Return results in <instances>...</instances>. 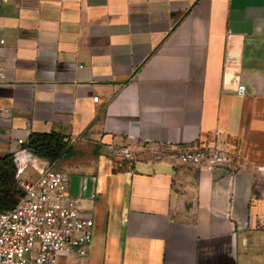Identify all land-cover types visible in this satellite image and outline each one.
Listing matches in <instances>:
<instances>
[{
  "label": "crops",
  "instance_id": "1",
  "mask_svg": "<svg viewBox=\"0 0 264 264\" xmlns=\"http://www.w3.org/2000/svg\"><path fill=\"white\" fill-rule=\"evenodd\" d=\"M0 39V156L69 138L23 174L67 175L89 263L264 264V0H0ZM174 146L227 162L174 164Z\"/></svg>",
  "mask_w": 264,
  "mask_h": 264
},
{
  "label": "built area",
  "instance_id": "2",
  "mask_svg": "<svg viewBox=\"0 0 264 264\" xmlns=\"http://www.w3.org/2000/svg\"><path fill=\"white\" fill-rule=\"evenodd\" d=\"M237 93L245 94L243 84L237 86ZM123 155L130 156L126 151ZM152 156L162 159L164 154L155 149ZM168 156L174 164L200 170H213L227 162L216 147L174 146ZM28 158L21 155L16 164L22 195L12 208L0 211V264H91L86 259L93 224L89 209L80 198L69 195L64 172L31 165L37 177L23 176Z\"/></svg>",
  "mask_w": 264,
  "mask_h": 264
},
{
  "label": "trees",
  "instance_id": "3",
  "mask_svg": "<svg viewBox=\"0 0 264 264\" xmlns=\"http://www.w3.org/2000/svg\"><path fill=\"white\" fill-rule=\"evenodd\" d=\"M69 148V138L60 133L31 132L17 150L0 156V211L12 208L22 195L15 177L16 164L21 155L37 156L53 164L64 156Z\"/></svg>",
  "mask_w": 264,
  "mask_h": 264
},
{
  "label": "rangeland",
  "instance_id": "4",
  "mask_svg": "<svg viewBox=\"0 0 264 264\" xmlns=\"http://www.w3.org/2000/svg\"><path fill=\"white\" fill-rule=\"evenodd\" d=\"M26 171H29V170H26ZM31 175H32V173H31ZM23 176H26L25 174H23Z\"/></svg>",
  "mask_w": 264,
  "mask_h": 264
}]
</instances>
